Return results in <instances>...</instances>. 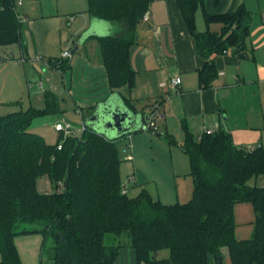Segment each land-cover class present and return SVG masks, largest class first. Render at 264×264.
<instances>
[{"label":"trees","instance_id":"trees-1","mask_svg":"<svg viewBox=\"0 0 264 264\" xmlns=\"http://www.w3.org/2000/svg\"><path fill=\"white\" fill-rule=\"evenodd\" d=\"M17 1L0 0V47L24 45ZM153 1L87 0L93 22L117 32L91 33L85 42L96 41L112 96L135 115V105L119 89L136 85L131 49ZM175 1L197 52L206 59L199 72L201 87H210L218 76L214 56L242 50L252 14L244 6L210 14L205 0ZM199 10L208 27L220 24L221 31L199 32ZM51 65L62 72L69 69L62 58ZM44 100L42 109L0 115V264H22L14 239L30 234L43 235L54 264H117L122 245L115 241L123 234L130 239L136 264H208L209 257H222L224 248L232 264H264V186L249 184L264 177V146L239 147L224 129L196 136L184 126L181 145L167 135L171 145L189 156L194 183L190 201L168 205L146 189L136 197L122 193L118 142L130 133L110 137L85 120L80 133L70 134L58 149L61 132L55 144L31 132L37 117L63 112L56 93L46 91ZM43 176L52 191L39 190ZM239 203H251L256 215L246 240L235 236L234 209ZM163 249L169 250V257L157 259Z\"/></svg>","mask_w":264,"mask_h":264},{"label":"crops","instance_id":"crops-1","mask_svg":"<svg viewBox=\"0 0 264 264\" xmlns=\"http://www.w3.org/2000/svg\"><path fill=\"white\" fill-rule=\"evenodd\" d=\"M62 5L47 13L43 7L36 9L31 4H26L24 9L19 7L24 45H18L20 57H0V94L22 96L27 87L29 104L23 105L19 111L30 107L44 108L45 100L38 96L52 91L61 100V108L70 100L79 116V120L61 116L55 123L67 121L81 130L85 120H90L95 114L96 110L91 109L112 93L95 41L85 42L88 34L102 33L96 28V24L100 23H94L87 12V0H72ZM205 6L210 14L232 12L240 6L252 14L250 34L242 50L214 56L218 76L207 88H202L199 81V72L206 59L197 52L195 40L175 0H154L147 12V20L143 19L137 27V42L131 49V61L137 73L136 85L132 89L127 86L119 89L121 95L133 102L138 113L136 131L126 136L129 139L126 146H132L127 154L133 156V164L144 163L152 153L147 150L157 148L158 152L165 151L166 157L171 155L175 177L189 175V161L180 155L183 152L181 147L178 146L180 150L175 148L174 153L171 149L160 147L163 143L159 144L165 133L181 145L185 140L184 126L196 136L205 130H227L239 147L264 146V0H205ZM75 13L81 14L74 16ZM196 22L199 32H220L222 28L220 24L208 27L202 10L200 14L197 12ZM109 26L111 32L110 28L114 27ZM75 47L77 50L72 53ZM64 51H69L71 55L64 58ZM59 58L67 61L69 69L66 72L51 65L52 60ZM177 76L181 78V84L172 87L171 81ZM32 96H37L36 106L32 104ZM156 105L166 115L159 122L157 136L161 139L143 129L142 115H149ZM140 174L136 178L133 176L135 184L141 182L146 189ZM47 187L51 188L49 183ZM173 188L171 182V187L163 191L162 185L157 183L155 197L165 204L167 200L163 195L168 197L167 193L169 197H174ZM234 213L236 238H250L256 219L253 205L236 204ZM14 243L22 263L26 260L31 264H54L50 254L47 258L45 256L42 234L20 235L15 237ZM222 253L223 264H232L229 250L224 248ZM136 263L132 248L120 249L117 264ZM208 264H217L213 256L209 257Z\"/></svg>","mask_w":264,"mask_h":264},{"label":"rangeland","instance_id":"rangeland-1","mask_svg":"<svg viewBox=\"0 0 264 264\" xmlns=\"http://www.w3.org/2000/svg\"><path fill=\"white\" fill-rule=\"evenodd\" d=\"M70 2H72V0H22V4L24 3V5L23 6L21 5L19 7H20V9H24L26 4H31L32 6L36 7V9H38V8L40 9V7H43L44 12L47 13V12H49V10L55 11L58 5L64 6L62 4H64V3L69 4ZM19 7H18V12H19ZM67 7H70V6L68 5ZM200 13H201V10L198 11V14H200ZM80 14L81 13H75L73 15L77 16ZM96 25H97L96 28L99 30V32H102L105 34L110 32L109 28H108L109 26H107V25L105 26L104 24H100V25L96 24ZM111 32H112V34H116V32H117L116 28H113V30ZM94 44L97 45L96 41L94 42ZM12 55L16 56L17 58L21 56L18 44L0 47V57H8V56H12ZM29 93L30 92L26 87L25 93L22 96L20 95L18 97H15V96L11 95L10 93H3V95L0 94V115L9 114L10 112L17 111L23 105L24 106L28 105L29 101L27 100V98L29 97L28 96ZM39 97L40 98L42 97L44 100V96L42 94L40 96H38V98ZM32 99H33L32 104H34V105L37 104V100H36L37 96H32ZM34 108H36V107H34ZM62 108H63V110H65L63 113L50 114V115H46V116L37 117L34 120V122L32 123L29 130L33 133L42 135L48 143L55 144L57 142L59 136L61 135L59 132H57L55 130V120L57 118H61V116H65L68 119L76 118V120H79V116L77 117V115L74 111L75 106L72 104V102L70 100H67V103L63 104ZM74 122L80 124L81 121L80 122L74 121ZM80 131H81L80 127H74L73 132L79 134ZM145 132L150 134V135L152 134L155 138L161 139L160 136H157V134H158L157 131L146 130ZM164 134L165 133H163V135H162L161 142H159V144L163 143L162 145H160V147H164L166 149H171L172 151H174V153H175V150H174L175 148H176V150L177 149L180 150V148L178 146L171 145L169 142V139ZM61 141H64L63 138L61 139ZM126 143L129 144L128 138H124L118 142V148L120 151V158H121L120 174H121L122 180L124 182L128 181V176L133 177L135 175L134 176L135 178L138 177L137 174H139V172H140L141 173L140 175L142 176V180L145 181L144 187L147 189V191L153 197H155V195H156L155 187H156L157 183L159 185H162L163 191H164V189L165 190L168 189L169 186L171 187V182L173 183L174 197L173 196L169 197V195L167 193H165L166 196H168V197H164V195H163V198H165V200H167V202L164 201L165 204H175L177 202L186 203L192 199L194 183H193V179L190 175V169L188 171L189 175H181L179 177H175L174 176L175 175L174 169L172 168L174 163L172 162L173 159L171 158V155L166 157V155L164 154L166 152L165 151L164 152L163 151L158 152L157 148H153L152 150H150V149L147 150L148 152H152V153H150L151 155H149L148 160L144 161V163L139 165V163L136 162L133 164L131 161H128L126 159L127 152H124V150L127 147ZM167 146H168V148H167ZM181 152H182V150H181ZM169 154H170V150H169ZM180 155H182L183 157H186V159H187L186 161H189V167H190L189 156L187 154H185L184 152H182ZM176 157H177V155H176ZM180 158H181V156H180ZM175 160H176L177 165L180 166V163L177 160V158H175ZM184 165H186V168H187V163L185 164V162H184ZM182 166H183V164H182ZM138 169H140V170L138 171ZM183 170H185V169H182V171ZM167 177H171V179H168ZM47 183H49V180L46 176L39 178L38 188L41 192H43L45 190L52 191V188L47 187ZM255 183L258 186H264V177L252 179L249 182L250 185H255ZM142 184L143 183H141V182L136 183V184L134 182L133 183L129 182L127 184L128 185V191H129L128 195L130 197H136L143 190ZM155 198L157 199V197H155ZM171 199L173 201H171ZM115 242H116V244H121L122 249L131 250L130 239H129L127 234H123ZM109 243H110V240L107 239V244H109ZM49 249H50V245L47 246L46 251H45L46 258L50 254ZM169 254L170 253H169L168 249H163L156 254V258L157 259L168 258ZM0 262H1V256H0ZM22 264H31V263H27V261L25 260V262Z\"/></svg>","mask_w":264,"mask_h":264},{"label":"water","instance_id":"water-1","mask_svg":"<svg viewBox=\"0 0 264 264\" xmlns=\"http://www.w3.org/2000/svg\"><path fill=\"white\" fill-rule=\"evenodd\" d=\"M76 50L77 47L72 50V53H75ZM90 120L93 122L94 127L106 132L110 137H118L131 133L139 123L137 115L131 113L122 105L120 100L113 96L98 105L95 114ZM214 260L217 264H223L222 257L214 256Z\"/></svg>","mask_w":264,"mask_h":264},{"label":"built area","instance_id":"built-area-1","mask_svg":"<svg viewBox=\"0 0 264 264\" xmlns=\"http://www.w3.org/2000/svg\"><path fill=\"white\" fill-rule=\"evenodd\" d=\"M22 4L21 0L17 1V7H19ZM147 13L145 14V16L143 17L144 20H147ZM70 20H72V18H70ZM71 55V53L69 51H64L63 52V57L64 58H68ZM24 61V59H22ZM181 78L179 76L175 77L172 81H171V85L172 87H176L179 84H181ZM31 86V84H30ZM40 87H42V83H40ZM165 112L161 109V107L159 105H156L155 108L149 113L148 117H147V121L144 124V130H153V131H159L160 125L159 122L161 120H163L165 118ZM83 129V127L81 128V130ZM55 130L57 132H61L63 134V140H65L70 134L73 133L74 130V126L67 121H58L55 123ZM212 133V130H205L203 133ZM63 142L61 141L58 145V149H62L63 146ZM131 145H128V148H131ZM249 150H253L254 147H248ZM124 152H127L126 149L124 150ZM126 159L128 161L133 160V156L130 154H127ZM129 182H134L135 183V178L134 177H128V181L123 182L122 184V193L123 194H128V183Z\"/></svg>","mask_w":264,"mask_h":264}]
</instances>
